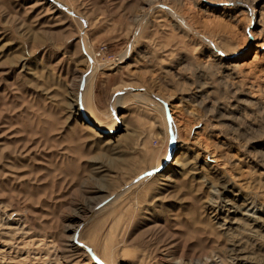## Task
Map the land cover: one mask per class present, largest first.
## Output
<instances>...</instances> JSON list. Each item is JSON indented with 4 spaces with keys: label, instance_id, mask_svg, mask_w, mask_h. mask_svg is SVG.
<instances>
[{
    "label": "rangeland",
    "instance_id": "1",
    "mask_svg": "<svg viewBox=\"0 0 264 264\" xmlns=\"http://www.w3.org/2000/svg\"><path fill=\"white\" fill-rule=\"evenodd\" d=\"M72 226L81 264H264V0H0L3 264Z\"/></svg>",
    "mask_w": 264,
    "mask_h": 264
},
{
    "label": "bare ground",
    "instance_id": "2",
    "mask_svg": "<svg viewBox=\"0 0 264 264\" xmlns=\"http://www.w3.org/2000/svg\"><path fill=\"white\" fill-rule=\"evenodd\" d=\"M74 103H76V100H74ZM71 110H75V115L77 118H81L82 120H84L86 123L89 124L90 128L97 133L98 137H104V135L109 136L112 134L113 131H116L118 129V125L115 126L113 129L108 130L106 128V126L101 124V121L98 120L96 117H94L93 115H90L89 113L86 112H80L79 110H76L75 105L71 104L70 105ZM84 111V110H83ZM121 118V117H119ZM118 118V119H119ZM181 146H184L183 143L181 142ZM180 146V147H181ZM198 146V145H197ZM198 148V147H197ZM190 150L192 151V149L190 148ZM202 153H203V158L205 159L204 163L207 164L209 167H216L217 166V160L212 156L209 155L206 150L201 149ZM172 165V171L174 169H179V170H183L185 168H190V163L189 161H186L185 159H183L181 162H177V161H173L171 163ZM154 168V170H159L160 166H156V167H152ZM150 168V169H152ZM157 170V171H158ZM147 178V177H146ZM145 179V178H144ZM143 179V180H144ZM141 180V179H140ZM163 180V179H162ZM166 180V179H165ZM140 182V181H138ZM206 183H208L211 188L214 187L213 184H211L209 181H205ZM215 189V188H214ZM213 189V190H214ZM222 189H225V186H223ZM216 190V189H215ZM220 195V194H219ZM225 204V203H224ZM226 205V204H225ZM224 205V206H225ZM228 205V204H227ZM232 207V206H231ZM241 207L243 208L242 210L250 212L254 210H257L254 206V202L250 200V202H244ZM228 210V209H227ZM80 220H82L81 218H79ZM65 231L67 232V236L65 237V239L63 240V244L56 242L53 239H48L47 237H43L41 239H37V240H32L30 242V245L32 246H38V245H42L43 247H45V250H39L36 253L34 252L33 257L30 258L29 255L27 254L24 257H21L19 255H16V259L14 261V264H81V262L79 260H73V261H69L68 258L65 260V256H63L64 254L61 253V251L63 250L62 247L64 249H66L68 252L71 253L72 255L78 254L79 252V248H78V243L77 240L74 239L73 234L76 232V229L72 226V227H67L65 229ZM8 246V243H4ZM22 244V243H21ZM5 245V246H6ZM24 245V244H23ZM22 245V247L25 249L26 247H24ZM27 245V244H25ZM30 245L28 247H30ZM11 246V245H10ZM13 246V245H12ZM18 246V245H17ZM16 247V246H15ZM42 247V248H43ZM14 248V247H13ZM12 248V249H13ZM23 248H20V250H24ZM44 249V248H43ZM235 248L232 247V252L234 251ZM16 250V249H13ZM37 250V249H36ZM19 251V250H18ZM18 251L16 253H18ZM32 251V249H31ZM28 252V251H27ZM231 252V251H230ZM239 252V251H237ZM3 253V254H2ZM23 253V252H22ZM10 254L8 252L2 251L0 250V264H3V262L5 261V259L11 260L14 259L12 257L9 256ZM23 255V254H22ZM80 255V254H79ZM78 255V256H79ZM6 256V257H5ZM31 256V255H30ZM81 256V255H80ZM201 260V259H200ZM234 260V259H233ZM7 261V260H6ZM33 261V262H32ZM183 261V260H182ZM31 262V263H30ZM174 263V262H173ZM198 263V262H197ZM196 263V264H197ZM201 264H208L207 261L203 262H199Z\"/></svg>",
    "mask_w": 264,
    "mask_h": 264
}]
</instances>
